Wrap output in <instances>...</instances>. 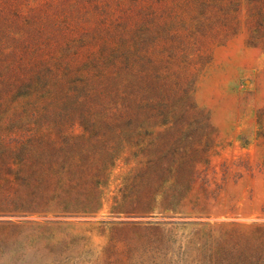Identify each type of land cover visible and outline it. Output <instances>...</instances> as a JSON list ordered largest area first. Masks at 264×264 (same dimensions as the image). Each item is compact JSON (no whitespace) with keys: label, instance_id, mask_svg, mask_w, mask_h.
<instances>
[{"label":"rangeland","instance_id":"obj_1","mask_svg":"<svg viewBox=\"0 0 264 264\" xmlns=\"http://www.w3.org/2000/svg\"><path fill=\"white\" fill-rule=\"evenodd\" d=\"M0 264H264V0H0Z\"/></svg>","mask_w":264,"mask_h":264},{"label":"trees","instance_id":"obj_2","mask_svg":"<svg viewBox=\"0 0 264 264\" xmlns=\"http://www.w3.org/2000/svg\"><path fill=\"white\" fill-rule=\"evenodd\" d=\"M5 202V200H2V203H4ZM12 203H13V201H12Z\"/></svg>","mask_w":264,"mask_h":264}]
</instances>
